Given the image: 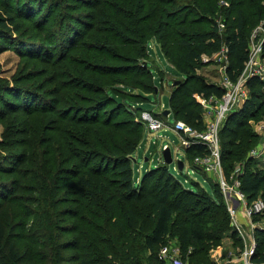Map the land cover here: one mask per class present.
I'll return each instance as SVG.
<instances>
[{
	"label": "trees",
	"instance_id": "obj_1",
	"mask_svg": "<svg viewBox=\"0 0 264 264\" xmlns=\"http://www.w3.org/2000/svg\"><path fill=\"white\" fill-rule=\"evenodd\" d=\"M76 1L32 5L26 17L37 26L39 50L19 45L16 9L0 8V52L22 48L29 58L53 63L51 16L65 6L88 7L79 13L88 20L61 16L62 29L74 30L62 39L74 53L57 54L68 67L0 77V90L14 98L0 94V264H167L159 252L173 240L189 264H218L211 249L225 237L241 245L218 182L207 176L213 193L189 188L164 162L135 180L134 154L146 134L138 117L158 94L148 45L155 40L182 77L170 93L174 120L204 130L197 97L220 99L224 89L198 72L208 63L203 57L226 45V73L237 80L251 35L264 22V0ZM220 10L224 29L215 19ZM38 77L35 86L24 83ZM247 86L249 97L227 115L219 135L223 170L240 180L250 204L264 200V167L251 156L260 138L251 121L264 116V80L254 75ZM185 152L192 163L207 150L195 143ZM255 236L251 260L264 264V225Z\"/></svg>",
	"mask_w": 264,
	"mask_h": 264
},
{
	"label": "rangeland",
	"instance_id": "obj_2",
	"mask_svg": "<svg viewBox=\"0 0 264 264\" xmlns=\"http://www.w3.org/2000/svg\"><path fill=\"white\" fill-rule=\"evenodd\" d=\"M41 2H42V0H0V8L1 7H7L9 9H14V8L16 9V11L18 13L17 14L18 19H19L21 26H22V29H23V31L20 34L22 36L21 37L22 41H21V43L19 41V43H20L19 45L23 44L24 48L27 46L33 47L35 45H38L37 48L39 50V46H41L38 43L41 40V38H40V36H38V34L36 32V28H35V27H37L36 24L34 25V22H32V20L30 18L26 17V15H28L27 13H29L30 9L31 8L33 9L32 5L37 8L38 4ZM77 4H78V2L76 0H68V2H67V5H77ZM87 9H88L87 6H79V7L65 6L64 8H61V9L57 8L55 10L54 14L51 16L52 17V20L50 21L51 23L48 24V30L49 31L52 30L54 33V37L56 38V42L52 46L55 53L58 54L59 52H62V50H64L63 48H67V49H65V52L67 51V54H68L67 57H69L72 53H74V48H70V46H67V44L65 45V43H64V45H62V39L66 38V36H69V34L73 33L74 30H72L70 32L71 27L69 26V31H68V24H67V29L65 31L62 29L63 23L61 20V16L63 14H66L67 18H69L68 14H70V18L72 21L74 19H77V18H80L83 21H85L86 19L88 20V18L87 17H80L79 13H81L82 11H87ZM41 14H43V13H40L38 15H41ZM223 14H224V12L220 10L218 12V15L215 16V19L221 25L224 22V15ZM60 26H61V28H60ZM76 26L82 27V24L78 23V24H76ZM221 27H222V29H224L225 28L224 24ZM62 30L64 32H62ZM60 31L62 33H60ZM222 32H223V30L220 31V33H222ZM260 36L261 37L264 36V32H261ZM23 39H26V40H23ZM45 41L48 43L50 42L47 39H45ZM250 42H251V38H250ZM222 46L223 45H221V47ZM148 47H149V50L151 53H149L150 56H147V58L150 60L149 66H150V69L154 75V78L157 79L156 80V86L158 88V91H157L158 94L156 97L152 96L151 101L144 104L145 105L144 109L145 110H152L155 114H157V113H162L165 109H167L169 107V105H170V93H171L172 87L174 85L173 82L177 81V80L181 81L182 77L173 72L174 71L173 66L167 60L165 55L162 53L158 43L155 40H151ZM221 47L219 48V50L221 49ZM21 49L22 48H20L18 50L11 48V49H6V50H3L2 52H0V77L10 81L17 74L21 73L22 71H26V69H30L32 67H44L45 69H48V67H51L50 70H47L48 71L47 75H52V71H53L54 67H68L67 59L61 60L62 56L57 57V54H55V56L53 57V59H55L53 63H45V62H42L43 61L42 59H40V61H37V60H34L32 58H29L28 55L24 54V52H22L23 50H21ZM43 56H45V55H43ZM206 57H209L208 58L209 60H207L208 63L205 66H203L200 70H198V72L201 73L202 75H204L205 77H207V79H209L210 81L220 83L221 78H222V72L224 71V67L226 66V62L217 58L215 54H213L212 56H206ZM255 67H260V69H259L260 73L258 74V76H260V78L264 80V48L262 50L261 56L258 59V63H257V65H255ZM162 77L164 80H162ZM41 80H42V78L38 77V78L28 80L24 83H26L28 86H31V85L35 86ZM13 86H14V84L11 83L10 87H13ZM38 87H35V88H38ZM43 93H44L43 89H39V91H37V94H43ZM0 94L5 95L12 100L14 99L13 95L10 93H5V92H2L0 90ZM197 99L202 106L204 120L207 123L213 117V110L210 108L209 109L207 108L209 101L207 102L202 97H197ZM210 102H211L210 104L213 105L215 102V98L212 99ZM162 104L164 106L159 107ZM240 107H241V105H240ZM240 107L238 105L234 108V110H236ZM166 117H167V119H165V120H168V123L170 125H172L174 123V118L168 117V116H166ZM3 123H4L3 121H0V140H2V136H3L2 135V131L4 129ZM251 123H252L253 129L257 133H259V136H260V138L258 140V144L254 148V149H256L258 154L254 155L253 157L255 159H258V161H259L258 166L259 167H264V116L263 117L257 116L256 120H252ZM146 132L150 133L147 130H146ZM150 134L152 136L150 138L149 143L151 145L152 151L147 156L150 158L151 161L157 160V156H159V155H157L158 150L162 147V143L166 142V141L170 142L172 145L173 156L174 157L175 156H179V157L181 156V153L177 152L175 150V148H173V144H178L180 142V138L175 133H173L170 130V128H168L166 132H164L163 129L159 131V134H161L163 136V138L159 139V140L154 136L153 133H150ZM145 138L148 140V138H149L148 135L145 134L144 140H145ZM143 141H142V143H143ZM135 158H137L136 164H139L141 162V159H143V156L138 157L137 153H136ZM150 160L147 162V164L150 163ZM190 162L191 161H188V163H190ZM151 164H154V163H151ZM170 170L173 174L179 176L180 180L187 187L194 188V189H196L198 187H202V188H205L208 192L213 193V188H212V185H211L209 179L207 178V176H209L207 173H205L203 171H202L203 172L202 173L201 171L196 170L195 168L189 166L188 164L186 165L185 168H183V170H180L178 168L177 162L175 160L170 164ZM231 181H234V179H231ZM67 221L72 222L73 220L68 218ZM257 223L259 225H264V216L260 220H258ZM175 245H176V243H172V242L170 244V246H175ZM238 246H240L239 243L234 245V246L228 245L227 248L226 247L225 248H226V250L227 249L231 250V249H237ZM213 249H211V256L213 259H215L213 257L214 256ZM229 250H227V251H229ZM225 253H227V252H225ZM184 260L187 261L188 259L185 258Z\"/></svg>",
	"mask_w": 264,
	"mask_h": 264
},
{
	"label": "built area",
	"instance_id": "obj_3",
	"mask_svg": "<svg viewBox=\"0 0 264 264\" xmlns=\"http://www.w3.org/2000/svg\"><path fill=\"white\" fill-rule=\"evenodd\" d=\"M220 4L227 5L228 3L221 0ZM221 26H223V24ZM261 32H264V22L260 23L251 35L248 59L243 71L235 81H233L226 73V67L229 61L228 47L223 45L219 51L214 53L217 58L226 62L219 83L224 89V94L220 99H216L215 97L208 99L204 98L207 102L209 101L207 108L213 110V117L209 122L205 123L206 127L204 130H198L181 119L174 120V123L170 125L164 118L160 117L159 113L155 114L152 110H142L138 117L140 122L145 125L146 130L153 133L158 140L163 138V136L159 134V131L168 128L180 138V142L178 144H173V148H175L177 152H180L181 156L174 157L172 145L170 142L166 141L162 143V147L158 150L159 162H164L163 150L170 148L175 161L178 159L184 160V168L188 164L195 169L207 173L211 178L218 182L228 211L231 214L232 224L235 227L238 236L241 238V245L238 246L237 249L227 251L226 257L227 259L237 258L239 259L240 264H255L252 262L251 257L257 244L255 229L259 224L257 221L253 220V217L264 211V200L258 198L249 204L246 194L240 189V180L237 177H234L233 174L230 178L226 176L222 165L219 131L227 115L232 112L236 106L239 105L240 107V105H242L249 97L250 92L247 86L248 79L260 73V67H255V65H257L258 59L264 48V36H260ZM208 58L209 57L206 56L203 57L205 61L209 60ZM214 98L215 102L211 105L210 101ZM161 106L164 105L162 104L160 107ZM195 143L205 145L207 153L195 156L193 162L188 163L185 159V150ZM257 154L258 152L256 149L251 151V156ZM236 171H241V168L238 167ZM231 179H234V181H231ZM240 211H243L248 219L247 227L243 226V224L236 218ZM159 255L160 258L167 262V264H189L181 258L180 250L177 245H166L162 247Z\"/></svg>",
	"mask_w": 264,
	"mask_h": 264
},
{
	"label": "crops",
	"instance_id": "obj_4",
	"mask_svg": "<svg viewBox=\"0 0 264 264\" xmlns=\"http://www.w3.org/2000/svg\"><path fill=\"white\" fill-rule=\"evenodd\" d=\"M168 117H173V115H171V113H170L168 115ZM165 121L168 122V120H165ZM163 130H164V132L167 131V129H163ZM146 135H148V137H149L148 140L145 138V140L143 141V143L139 146L138 151L136 152L138 157L143 156V159H141V162L139 164H136L135 167H134V175H135V180L136 181H138L141 178L142 174L146 170L151 169V168L157 166L160 163L158 156H157V160L158 161L157 160H153V159H152L153 161H151L150 158L147 156L152 151L151 150V145L149 143L150 138H151L152 135L150 133H147V132H146ZM135 154H134V158H135ZM135 160H137V158H135ZM149 160H150V163L147 164V162ZM151 163H154V164H151ZM196 170H199V169H196ZM236 218H237L238 221H240L243 224V226L247 227V225H248V219L245 216V213L243 211H240L237 214ZM172 243H176V242L173 240ZM228 245L233 246V239H231L230 237H225L223 239L222 243L220 245L216 246L213 249V254H214L213 257L215 258V260L219 264H240V261L237 258L227 259L225 252H227V250H229V249L226 250V248H227Z\"/></svg>",
	"mask_w": 264,
	"mask_h": 264
},
{
	"label": "water",
	"instance_id": "obj_5",
	"mask_svg": "<svg viewBox=\"0 0 264 264\" xmlns=\"http://www.w3.org/2000/svg\"><path fill=\"white\" fill-rule=\"evenodd\" d=\"M180 81H174L173 84L176 85L178 84ZM158 90V89H157ZM156 90V91H157ZM163 113L165 114V116H168L171 113V109L167 108L163 111ZM135 159V158H134ZM163 159H164V163L170 165L173 162V156H172V151L170 148L164 149L163 150ZM177 166L180 170H183L184 168V160L182 159H178L177 161Z\"/></svg>",
	"mask_w": 264,
	"mask_h": 264
}]
</instances>
